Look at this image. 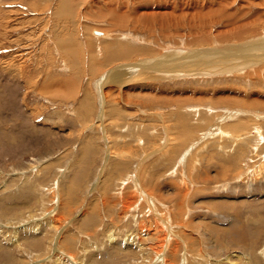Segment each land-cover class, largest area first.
<instances>
[{"label":"rangeland","instance_id":"obj_1","mask_svg":"<svg viewBox=\"0 0 264 264\" xmlns=\"http://www.w3.org/2000/svg\"><path fill=\"white\" fill-rule=\"evenodd\" d=\"M58 3L0 0V264H264V0Z\"/></svg>","mask_w":264,"mask_h":264},{"label":"bare ground","instance_id":"obj_2","mask_svg":"<svg viewBox=\"0 0 264 264\" xmlns=\"http://www.w3.org/2000/svg\"><path fill=\"white\" fill-rule=\"evenodd\" d=\"M73 5L74 4H72L71 3V0H59V3H58V5L56 6V8H55V15L54 16H71L72 14H73V12H74V7H73ZM9 11V10H8ZM73 17V16H72ZM94 31V30H93ZM95 33L96 34H100L101 32H99V31H95ZM103 33V32H102ZM106 34V33H105ZM107 35V34H106ZM105 36V35H104ZM63 44V43H62ZM114 44V43H113ZM113 44H111L110 46H107L106 48V57H107V61H109V62H112L113 60H117V59H120V58H122V57H125V58H128L129 56H130V53H132V52H134V51H138L139 53H150V51H148L147 49L145 50H139V49H134L133 47H128L127 45H124V44H120V46L121 47H115V46H113ZM65 46H69V44L67 45H65ZM117 48L116 50H114L113 51V48ZM120 49V50H119ZM67 51H66V48L64 49V53H66ZM186 55H191V53L190 54H186ZM171 58H173V57H171ZM170 59V58H169ZM102 61V60H101ZM108 62V63H109ZM187 68H193V65H187L186 66V68L185 69H187ZM129 69V68H128ZM127 70V69H126ZM125 73H126V71H123V72H121V73H119V74H117L115 77H114V81H119V79L118 78H121V76H123V75H125ZM129 73V72H128ZM113 75V74H112ZM113 81V80H112ZM121 81V80H120ZM108 98V97H107ZM90 98H89V93H84V96H83V98L80 100V104H79V108L81 109V110H79L78 109V111H80V112H82V111H88L89 109H90V107L92 108V105H91V101L89 100ZM111 107H113V106H111ZM111 110V109H110ZM116 109H114L113 108V112L115 111ZM196 111H197V109H196ZM249 113H251V112H249ZM85 114V113H84ZM254 116V115H253ZM105 117V116H104ZM257 118V117H256ZM260 118V117H259ZM239 125V124H238ZM259 128V127H258ZM217 129V128H216ZM215 129V130H216ZM256 129V128H255ZM254 131H256V132H259L260 130H258V129H256V130H254ZM221 132V131H220ZM259 134V133H258ZM171 150V149H170ZM188 154V153H187ZM186 154V155H187ZM186 158V157H185ZM141 194H142V192H141ZM147 195V194H146ZM143 199V198H142ZM141 199V200H142ZM147 199V198H146ZM150 199V198H149ZM93 201V200H92ZM149 203V202H148ZM150 204V203H149ZM148 204V205H149ZM153 207V206H152ZM159 207V206H158ZM157 207V208H158ZM151 208V207H150ZM149 208V209H150ZM156 212V211H155ZM157 212H158V210H157ZM180 215V214H179ZM160 216V215H159ZM165 223V225L164 226H160V225H155V228H153V230H155L156 229V231H153V230H151V231H149V232H147V234H145L144 236L146 237V235H149L150 236V234H152V232L154 233V232H156L157 233V231L159 232V231H162L163 232V234L160 236V234H156V233H154V234H156L157 236H156V238H157V240L159 241L158 242V244H156V243H154V244H156V245H151V251H152V254L154 253V254H158L157 255V257H156V259H154L153 261L157 264V262L158 263H160V264H174V263H172L171 261H176V258H177V253H178V249H179V242H177V240H175L172 244H168L169 242H167V244H164L163 245V243H164V240L167 238V240H169L168 239V236H169V238H170V235H172L171 233L172 232H170L171 230H170V228L168 227L169 225H167V224H169V223H167V221H165L164 222ZM51 224L52 225H54V222L53 221H51ZM161 224V223H160ZM173 225V224H172ZM49 226V225H48ZM54 227H56L55 225H54ZM173 230L175 231L176 229H175V227L173 228ZM173 235H177L176 233H174L173 232ZM115 237V236H114ZM151 238V237H150ZM111 239H113V236L111 237ZM129 241L130 242H133V238L132 237H130L129 238ZM144 241V240H143ZM134 243H137V245L136 246H134V248L135 249H137L138 248V251H141V253L142 254H144V251H147L146 250V246L144 247V248H142V245H145V243H143L142 241L140 242V241H136V242H134ZM133 245V244H132ZM165 245H167L166 247H165ZM165 247V248H164ZM164 249H166V253L169 255V260H168V255H166L165 257H164V253H162L163 252V250ZM151 251H150V253H151ZM59 252V251H58ZM262 252V251H261ZM63 256V255H62ZM62 256L60 255V256H58V255H56V260L57 261H60L61 260V258H62ZM70 255H68V257H69ZM156 256V255H155ZM71 257V256H70ZM154 257V256H153ZM229 259V258H228ZM257 259V258H256ZM69 261V260H71V258L69 259V258H66V261ZM185 260V259H184ZM186 261V260H185ZM61 263V262H60ZM236 263V262H235ZM183 264H185V262L183 263Z\"/></svg>","mask_w":264,"mask_h":264}]
</instances>
